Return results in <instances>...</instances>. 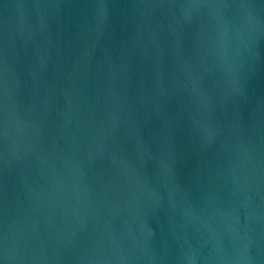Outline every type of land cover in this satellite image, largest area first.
I'll return each instance as SVG.
<instances>
[{"label": "water", "instance_id": "obj_1", "mask_svg": "<svg viewBox=\"0 0 264 264\" xmlns=\"http://www.w3.org/2000/svg\"><path fill=\"white\" fill-rule=\"evenodd\" d=\"M0 264H264V0H0Z\"/></svg>", "mask_w": 264, "mask_h": 264}]
</instances>
